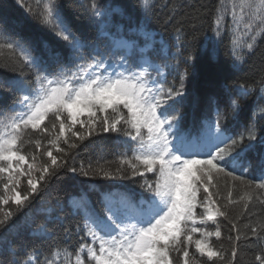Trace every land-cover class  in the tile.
<instances>
[{
  "label": "snow or ice",
  "instance_id": "obj_1",
  "mask_svg": "<svg viewBox=\"0 0 264 264\" xmlns=\"http://www.w3.org/2000/svg\"><path fill=\"white\" fill-rule=\"evenodd\" d=\"M142 6L146 12L150 11V0H143ZM29 12L58 39L67 42L70 57L83 63L76 64L75 71H65L59 54L48 52L59 66L58 72L42 74L38 57L32 55L31 42L13 41L8 21L0 18V36L8 37L0 43V57L5 49L18 54L24 66L36 69L38 85L26 93L22 81L6 85L22 94L11 109H0V117L8 111L14 113L0 120V206L11 202L16 211L23 210L50 177L59 175L65 168L74 174L78 172L75 167H67L66 159L78 142L111 133L131 151V156L121 153L114 168L98 164L85 169L81 165L79 175L129 181L135 187L113 185L103 190L98 207L89 206L86 194L74 198L78 200L74 208L78 214L82 213L83 230L90 241L81 243L74 253L64 250L69 257L75 256L74 264H200L197 255L213 264L216 260L226 261V253L215 249L210 242L212 236L221 237L219 226L208 231L198 225L216 224L218 217L228 219L229 205L253 199L249 191L239 200L233 199L236 181L246 189H264V179L246 180L229 167L234 169L242 154L256 148L255 124L246 134L233 137L222 127L221 113L217 111L215 121L186 127L176 107L185 97L184 76L179 87H165L152 78V72L159 76L161 69L152 64L149 56L142 55L133 65L132 53L124 43L113 44L107 53L94 49L85 60L84 45L72 35L56 0H47L40 13L31 9ZM217 13L215 30L220 34L227 9L219 5ZM231 21L237 29L242 25L248 36L247 42L233 41V55L239 61L244 50H253L257 36H264V0L233 3ZM117 56L118 60H112ZM248 94L249 90L241 85L238 96ZM17 105L20 111H16ZM228 106L233 115L240 111L236 99L230 98ZM258 111L264 117V108ZM30 131L37 138L25 139ZM45 138L47 147L43 144ZM260 143L264 144V138ZM26 144L33 145L37 153L43 148L40 155L48 159L42 161L38 155L25 153ZM261 164L264 165V160ZM21 177L27 178L23 193ZM227 178L233 183L227 195L222 196L220 180ZM221 200L226 203L222 205ZM0 212V229H3L15 212L2 207ZM231 223L236 230L235 222ZM262 232L264 224L250 228L251 235L257 239L262 238ZM197 234L199 238H195ZM228 239L233 246L226 264H236L241 235ZM193 246L195 252L190 253ZM59 251L53 249L41 260L33 250L26 253L24 260H13L11 264H53L52 257ZM255 260L264 264V253L256 255Z\"/></svg>",
  "mask_w": 264,
  "mask_h": 264
},
{
  "label": "trees",
  "instance_id": "obj_2",
  "mask_svg": "<svg viewBox=\"0 0 264 264\" xmlns=\"http://www.w3.org/2000/svg\"><path fill=\"white\" fill-rule=\"evenodd\" d=\"M47 0H0V18L8 21L11 39L30 41L33 46L32 55L38 57L42 74L58 72L59 66L54 64L48 52L58 53L65 71H75L78 58L69 56L67 42L58 39L52 32L43 27L29 12L40 13ZM59 12L70 27L72 35L83 45L85 60L89 59L93 50L107 53L113 44L123 41L132 53L130 60L133 65L142 55L149 56L153 65L161 69L157 76L152 72L153 79L164 83L165 87H179L181 76H184L185 97L176 105L183 115L186 127L199 125L217 119V111L221 113V125L228 130V135L238 137L246 134L255 124L257 134L256 148L242 154L238 164L230 170L246 180L260 181L264 179V117L258 109L264 108V36L258 35L251 52L244 50L237 61L233 55V41L247 42L248 36L232 25L231 11L233 3L238 0H150L151 10L145 11L143 0H56ZM222 5L227 9L224 26L220 34L215 30L217 8ZM237 11H239L237 9ZM100 13V15H96ZM104 33H108L105 36ZM8 37L0 36V43ZM144 49V52L141 50ZM150 54V55H149ZM119 57H112L118 60ZM21 69L23 70L21 72ZM23 82V92L38 87L36 69L28 68L18 59V54L9 50L3 51L0 57V109H11L19 100L22 92L15 87H7L9 83ZM249 90L246 97L238 96L240 86ZM236 99L240 105L238 114L233 115L229 108V99ZM16 106V111H20ZM14 113L8 111L0 120ZM45 123H48L47 121ZM50 126V125H49ZM37 138V134L29 132L25 139ZM47 147V138L43 140ZM66 147L65 145H61ZM43 148L40 153L43 152ZM40 156L34 146L26 144L23 150ZM131 156V151L122 145L115 134L93 136L78 147L70 149L66 157L67 167H75L77 173L62 169L59 175L50 177L47 183L34 196L30 204L21 211H16L10 202L0 206L9 208L15 215L8 225L0 229V264H11L13 260H24L26 253L35 250L41 260L59 249V254L52 257L53 264H74L73 253L81 243H89L83 230L82 213L78 214L74 205L81 194H86L89 206H99L100 193L113 185H130L129 181H107L92 176L79 175L81 165L85 169L89 165L96 167L116 166L121 153ZM56 155H62L55 153ZM38 176L39 173H36ZM151 178V174H149ZM231 178L220 180L222 196L227 195L232 185ZM233 199L239 200L245 191L253 196L250 202L240 201L229 205L228 219L218 217L217 223L208 222L198 225L208 231L219 226L221 237L212 236L210 242L217 250L226 253V261L230 258L233 239L239 233L236 264H258L255 256L264 253V232L261 239L250 233L252 226L264 224V189L244 188L239 181L235 182ZM26 187L22 189V193ZM201 192V197L203 196ZM248 203L247 210L244 204ZM223 205L225 200H221ZM198 213L201 211L197 210ZM2 216V212H0ZM235 222L236 230L232 223ZM84 237L82 240L81 238ZM247 237V239H245ZM195 238H199L198 234ZM194 253V246L189 249ZM200 264H213L207 258H200ZM216 260L214 264H226Z\"/></svg>",
  "mask_w": 264,
  "mask_h": 264
},
{
  "label": "rangeland",
  "instance_id": "obj_3",
  "mask_svg": "<svg viewBox=\"0 0 264 264\" xmlns=\"http://www.w3.org/2000/svg\"><path fill=\"white\" fill-rule=\"evenodd\" d=\"M119 43H123V42H119ZM26 180L27 178L26 177H21V191L22 189H24L26 187Z\"/></svg>",
  "mask_w": 264,
  "mask_h": 264
}]
</instances>
